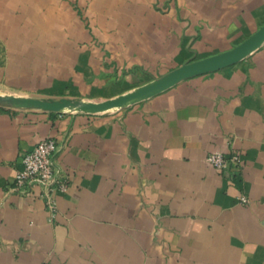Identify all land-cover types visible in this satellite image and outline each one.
<instances>
[{"label":"crops","instance_id":"obj_1","mask_svg":"<svg viewBox=\"0 0 264 264\" xmlns=\"http://www.w3.org/2000/svg\"><path fill=\"white\" fill-rule=\"evenodd\" d=\"M262 25L264 0H0V87L47 99L160 78ZM64 111L0 101V264H264V43L122 108ZM46 137L68 177L55 215L39 187L14 189ZM213 151L239 152L241 173Z\"/></svg>","mask_w":264,"mask_h":264},{"label":"water","instance_id":"obj_2","mask_svg":"<svg viewBox=\"0 0 264 264\" xmlns=\"http://www.w3.org/2000/svg\"><path fill=\"white\" fill-rule=\"evenodd\" d=\"M264 43V25L255 31L247 39L236 45L235 47L223 51L221 53L211 55L202 59L194 60L178 66L162 77L145 84L131 92L120 95L115 98H110L101 102H81L69 97L60 98H37V97H15L0 95L1 100H9L17 106L40 108L46 111L61 112L68 107L77 106L78 111L98 113L109 111L111 108H122L131 101L150 97L159 92H162L182 80L215 72L236 64L253 51L259 48ZM133 100V101H132Z\"/></svg>","mask_w":264,"mask_h":264},{"label":"built area","instance_id":"obj_3","mask_svg":"<svg viewBox=\"0 0 264 264\" xmlns=\"http://www.w3.org/2000/svg\"><path fill=\"white\" fill-rule=\"evenodd\" d=\"M58 141L53 137L40 140L33 149L24 153L21 158V168L15 173L14 189L22 193H30L35 187L40 188V197L52 215L57 212L56 189L67 190L68 177L66 171L57 163ZM207 161L221 172L230 176L241 173L243 159L239 152L224 153L213 151L208 154ZM248 203L245 195L239 199Z\"/></svg>","mask_w":264,"mask_h":264},{"label":"rangeland","instance_id":"obj_4","mask_svg":"<svg viewBox=\"0 0 264 264\" xmlns=\"http://www.w3.org/2000/svg\"><path fill=\"white\" fill-rule=\"evenodd\" d=\"M108 78L110 79L104 78L102 82L87 88L85 95L79 94L78 96H72L69 98L81 102H101L131 92L145 84L152 82L154 79H158V77H155V75H148L146 73L136 71H133V73L122 71L119 75H110ZM2 93L7 96V92H5L4 89L0 87V94ZM78 110L79 108L73 111Z\"/></svg>","mask_w":264,"mask_h":264},{"label":"bare ground","instance_id":"obj_5","mask_svg":"<svg viewBox=\"0 0 264 264\" xmlns=\"http://www.w3.org/2000/svg\"><path fill=\"white\" fill-rule=\"evenodd\" d=\"M133 101V100H132ZM129 103H131V101L129 102ZM75 109H78V107L77 106H74V107H68V108H66L65 109V111H73V110H75ZM113 109H119V107H114V108H111L110 110H113ZM109 110V111H110ZM64 111V112H65Z\"/></svg>","mask_w":264,"mask_h":264}]
</instances>
